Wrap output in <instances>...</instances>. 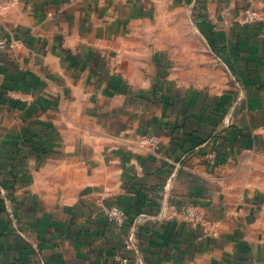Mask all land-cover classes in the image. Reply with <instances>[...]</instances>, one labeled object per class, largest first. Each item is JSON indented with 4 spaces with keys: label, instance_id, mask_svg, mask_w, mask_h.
I'll use <instances>...</instances> for the list:
<instances>
[{
    "label": "crops",
    "instance_id": "obj_1",
    "mask_svg": "<svg viewBox=\"0 0 264 264\" xmlns=\"http://www.w3.org/2000/svg\"><path fill=\"white\" fill-rule=\"evenodd\" d=\"M6 2L0 264H264V0Z\"/></svg>",
    "mask_w": 264,
    "mask_h": 264
},
{
    "label": "built area",
    "instance_id": "obj_2",
    "mask_svg": "<svg viewBox=\"0 0 264 264\" xmlns=\"http://www.w3.org/2000/svg\"><path fill=\"white\" fill-rule=\"evenodd\" d=\"M14 0H7L6 3L1 5L2 8H7L10 3ZM259 17V13L252 6L248 5L244 8L243 17L241 22L245 24H250L255 22ZM14 42L10 41L8 38H0V53L12 47ZM147 140L150 143L156 142V137L153 135L148 136ZM103 215L106 219L112 223L123 224L126 220V212L122 206L119 205H110L103 208ZM183 218L190 222L193 225H201L204 228L205 234L210 237L214 233V225L207 222L204 219L202 211L194 205H187L183 210ZM126 246L130 248L132 246V241H129ZM119 264H132L128 256L117 255Z\"/></svg>",
    "mask_w": 264,
    "mask_h": 264
}]
</instances>
